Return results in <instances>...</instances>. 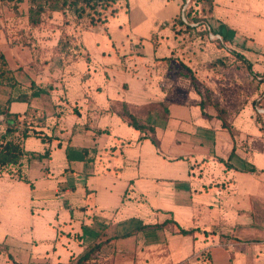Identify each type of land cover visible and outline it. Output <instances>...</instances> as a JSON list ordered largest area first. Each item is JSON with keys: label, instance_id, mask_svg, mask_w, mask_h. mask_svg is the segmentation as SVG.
I'll return each instance as SVG.
<instances>
[{"label": "crops", "instance_id": "crops-1", "mask_svg": "<svg viewBox=\"0 0 264 264\" xmlns=\"http://www.w3.org/2000/svg\"><path fill=\"white\" fill-rule=\"evenodd\" d=\"M182 4L126 0L87 27L47 11L32 47L0 30L23 90L46 89L7 107L0 87V133L8 112L37 132L20 173L0 174V264H264V0L196 6L262 81L258 99L219 110L175 60Z\"/></svg>", "mask_w": 264, "mask_h": 264}, {"label": "rangeland", "instance_id": "rangeland-1", "mask_svg": "<svg viewBox=\"0 0 264 264\" xmlns=\"http://www.w3.org/2000/svg\"><path fill=\"white\" fill-rule=\"evenodd\" d=\"M125 2L126 0H116L113 7L114 12L117 13L120 8L123 9ZM26 10H29L28 2H23L15 7L13 4L0 1V30L4 33V38L9 44L20 41L32 47L33 36L31 31L42 25L40 23L35 27L31 26L28 16L25 14ZM195 10L197 13L199 12L196 7L193 8V11ZM110 16L112 15L109 11L107 17ZM68 17H70L69 21L78 26H91L88 18L78 22L72 15H68L65 20ZM197 17L205 20L203 14L198 13ZM189 22L191 21L189 20ZM175 26V30L170 34V43L174 46V55L176 56L175 60L178 61L182 71H186L191 75L193 82L204 91L210 106L219 109L220 102L233 107L236 105L241 106L244 102L251 101L250 93L253 90H257L256 94H258L255 99L261 96L262 91L259 93V90L262 87V81L257 79V74L249 66L247 60H244V56L240 53V44L235 39L228 37L225 43L211 39L207 34V23L205 21H202L201 24L193 23L189 28L185 25L175 24ZM69 38L68 35L64 34L60 40V48L64 52H69L70 58H76L78 55L76 41ZM39 56L46 58L47 54L45 52L41 54L39 51ZM255 87L258 88L254 89ZM7 89L11 92V88ZM236 101H238V104H236ZM29 122L35 124L42 121L31 116ZM81 264L97 263L85 261Z\"/></svg>", "mask_w": 264, "mask_h": 264}, {"label": "trees", "instance_id": "trees-1", "mask_svg": "<svg viewBox=\"0 0 264 264\" xmlns=\"http://www.w3.org/2000/svg\"><path fill=\"white\" fill-rule=\"evenodd\" d=\"M3 3L13 4L15 7L25 1L29 3L28 10V21L33 27L40 25L42 15L47 11H57L64 14L65 18L68 15L74 16V18L80 22L88 18L91 26H98L105 24L108 20V12L113 16L114 5L116 0H0ZM206 3L212 9L213 0H189V3L185 10L184 6L187 0H183V4L180 9L179 16L175 19V24L180 26L185 25L188 28L191 27L193 23H202L205 21L200 17H197V11H193V8L197 6L198 3ZM192 14V16H191ZM187 17V19H186ZM189 20L191 22H189ZM173 26L175 30L176 26ZM207 34L210 31L215 32L213 27L210 26V31L208 29ZM220 34V33H219ZM223 38L221 43H224L228 38L226 35L220 34ZM0 86L5 88H11V96L8 99L6 106L9 107L12 102L21 101L29 102L32 98L39 96L46 92L43 87H37L36 85L31 86V93L29 91L23 90L21 84L18 83L15 78L14 72L9 66L5 54L0 50ZM6 108V107H5ZM8 109V108H6ZM217 110L218 107H217ZM219 112V111H218ZM5 112H0L4 114ZM123 116H125L129 124L132 125L137 130L143 131L145 127L137 122V119L129 113L127 110L123 111ZM5 123L7 125L6 131L0 133V174L3 172H9L12 168L16 169L20 173L23 165V160L26 157L23 142L31 134L37 136V132L34 129H30L32 124L27 121L20 122L18 116L12 115L9 112L5 114ZM45 141L44 137L42 138ZM73 149L67 148V156L69 160L73 158ZM160 228V226H158ZM179 232L183 235L191 234L193 231H186L179 228ZM90 257V252L87 253L78 263H83ZM77 263V264H78Z\"/></svg>", "mask_w": 264, "mask_h": 264}, {"label": "built area", "instance_id": "built-area-1", "mask_svg": "<svg viewBox=\"0 0 264 264\" xmlns=\"http://www.w3.org/2000/svg\"><path fill=\"white\" fill-rule=\"evenodd\" d=\"M188 3H189V0H187V3L184 6L183 11L187 7ZM207 29L210 31V26L207 25ZM209 36H210L211 39H215V40H219V41L223 40L222 36L219 33H213V32L210 31Z\"/></svg>", "mask_w": 264, "mask_h": 264}]
</instances>
